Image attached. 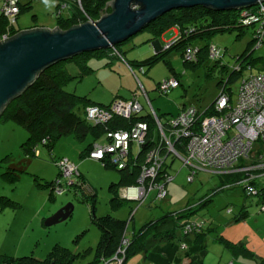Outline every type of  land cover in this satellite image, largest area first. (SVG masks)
I'll list each match as a JSON object with an SVG mask.
<instances>
[{
    "label": "rangeland",
    "instance_id": "1",
    "mask_svg": "<svg viewBox=\"0 0 264 264\" xmlns=\"http://www.w3.org/2000/svg\"><path fill=\"white\" fill-rule=\"evenodd\" d=\"M18 1L22 5L28 4L29 9H24L18 16L14 24L16 28L25 30L36 25L52 30L57 26L58 0ZM3 2L4 0H0V12ZM62 16L65 18L67 12H63ZM252 31V28H245L242 32L233 29L216 33L206 40L197 38L191 42L199 48L212 45L222 51L218 65L224 70L219 73L218 67L210 74L208 68L215 64L214 61L207 60L203 65L191 68L183 63L177 50L166 53L150 67L144 66L142 73L137 67L130 69L125 62H144L160 54L165 44L175 38L172 30L165 32L157 40L159 51L156 53V39L147 32H141L119 47L125 61L121 57L103 56L91 57L86 64L65 62L63 68L69 79L64 83L63 90L79 97L92 98L97 103L109 104L114 99H127L131 92L137 93L140 83L156 115L163 122L177 116L183 106H193L203 112L217 98L220 92L218 82L224 83L232 70L237 69L239 57L248 54L249 50L253 58L264 56V45L250 48ZM110 49L118 54L114 48ZM248 74V71L243 72L244 76ZM172 76L178 79L179 87L165 96L159 95L155 89L156 84ZM239 81L228 85L234 101L238 94ZM138 97L143 107L142 113L145 114L149 106L142 93H138ZM27 137V132L21 126L11 121L0 122V257L14 260L31 257L43 261L54 250L57 254L67 250L72 256L70 264L92 263L100 238L99 228L91 222L92 212L96 218L111 216L128 222L126 238H130L133 232L137 233L154 220L184 212L189 208L196 210L192 215V223L199 224L204 220L217 226L224 224L229 218L227 213L231 210L233 214H237L248 199L238 192L240 188L236 186L248 180L259 179L264 174L261 173L262 170H251L253 166L250 165L223 174L195 171L170 155L164 168L166 174L174 179L166 185L164 198H156V191L153 190L142 203L125 201L113 207L110 201L117 196L120 198L123 186L120 187L118 183L122 176L115 168H106L99 161L81 157L82 151L91 142L90 136L81 142L74 140L72 136L60 137L50 152L40 146L37 155L29 160L21 149ZM258 145L259 142L254 143L253 150ZM261 146L264 147V143ZM133 148L136 152L137 148ZM53 158L66 159L77 167L84 180V194L90 198L87 203L81 202V198L74 194L75 188H70L62 195H50V189L45 185L54 181L58 174ZM11 166L24 168L21 172L17 170L13 173L17 175L14 182L3 178ZM235 173H244L246 176L234 183L236 188L229 189L225 182ZM250 199L254 204L261 201L259 197ZM201 202L204 204L201 205ZM67 204L73 205L71 216L64 222L46 227L45 220ZM261 206L262 204L260 208ZM205 225L202 224V228ZM187 238L182 240L186 241ZM211 238L212 235L208 237L209 241ZM152 252L153 250L146 255L144 252L136 254L128 258L125 264H153L145 258Z\"/></svg>",
    "mask_w": 264,
    "mask_h": 264
},
{
    "label": "trees",
    "instance_id": "2",
    "mask_svg": "<svg viewBox=\"0 0 264 264\" xmlns=\"http://www.w3.org/2000/svg\"><path fill=\"white\" fill-rule=\"evenodd\" d=\"M110 1L111 0H81V10L78 6L72 4L69 11H67V16L65 18H63L62 14L57 15L56 13V27H58L60 30H67L72 26L87 22L88 18L95 21L104 12L106 4ZM17 3L19 7V13L17 15L18 17L24 9H29V5H22L18 0ZM57 7L58 4L56 6V9ZM107 12H110V10L108 9ZM256 27L257 26H243L240 23V11L214 12L202 7L173 10L153 21L141 31L149 33L153 37V39L155 38L156 40H158L165 32L176 29L178 35L176 34L175 38L169 41L171 43L170 47L167 49H163L160 54H156L152 58L145 60L144 62L133 64L128 62L125 63L130 69H133V67H137L140 71L142 70V73L144 66L150 67L157 59L161 58L163 55L172 50L179 51L180 56L183 60V55L187 48H197V61L192 63L183 61V63L191 68H194L203 65L207 60L214 61L215 64L212 67L208 68V73L210 74L215 68L218 69V64L222 57V51L212 45H207L204 48H199L197 46H193L191 42L197 38L206 40L216 33H222L233 29H237L242 32L245 28H252V41L250 43L251 48V46L256 45ZM6 28V20L2 15H0V37L5 32ZM10 29L12 34L18 32L15 27H12ZM123 43L114 46V50L118 53L117 55L112 51V49L99 50L83 53L70 60L57 63L56 65L48 68L43 73H41L29 88H27L19 97L9 103L5 110L0 114V122L11 121L16 125L21 126L27 132L28 137L26 141L21 145V149L25 154L27 160L34 158L37 155L38 147L40 146L46 148L50 152L54 144L60 137L72 136L74 140L81 142L84 141L88 136H90L91 142L81 153V157L85 158L94 143H100L98 141L102 139L104 140L105 134L108 130H130V128L139 121L146 122L148 124L150 132L154 130L155 124L149 116V110L146 116H141V111L139 114L135 115L129 120L113 117L111 122L105 125H94L92 122L87 120V108H108L112 105V103L118 100L127 102L131 101L135 97V95H138V93H140L139 90L137 93H134L130 99H114L107 106L97 105L93 103L91 99H89V97H79L75 94L68 93L63 90L64 83L69 79V76L66 74L63 68V64L65 62H80V64H86L87 60L91 57L100 58L103 56L108 58L121 57L124 60L119 50V47ZM263 45L264 42L256 48H260ZM210 47H214L219 51V56L213 60L208 57V50ZM237 63V69L235 68L234 70H232L227 80L224 83L223 81L218 82L220 90L221 88H224L230 97H232V91L228 87L229 84L241 80L242 78L250 74L264 72V56L253 58L251 50H249L248 54L239 57L237 59ZM223 70V67H219V73H221ZM244 71H248L249 74L244 76ZM161 81L156 84V91ZM211 106L205 110L204 115L212 114ZM261 145L262 144H259L257 149H254L251 152L249 158L240 160L236 165V168L244 167L246 165L255 167L258 163H264V147ZM147 147L148 146H146L145 149ZM52 160L56 164L60 159L54 160L53 158ZM103 166L106 167L105 165ZM17 170L21 172L24 170V168L18 169L11 166L9 167V171H6L4 173L3 178L10 182L16 181L17 175L13 173H15ZM118 171L122 176L120 182L118 183L120 187L135 183L136 177L138 175V171L136 168H128ZM164 172L166 173L165 168H163V173ZM233 175L230 179L227 178L228 182H225L228 185L229 189L236 187L240 188L238 190L245 196V198H253L259 196H262V198L264 197V187L261 185L262 182L260 181L262 178H264L263 174L261 178L249 180L239 186L234 185V183L244 179V176L246 175H244V173H235ZM58 176L59 170L54 181ZM80 176L84 186V180L81 173ZM159 179L160 177L157 180ZM54 181L46 183L45 185L46 188L50 189L51 196H53L51 187ZM168 183H166V185ZM247 187H252L253 189L257 190L259 195H249L246 190ZM74 194L81 198V202L83 203H87L90 200L88 196H85L84 188H75ZM110 202L113 207H116L125 201L121 200L117 196V198L112 199ZM203 202H201L200 204H204ZM92 203L94 205V200H92ZM263 203L264 201H262V205ZM195 212L196 210L194 208H189L181 213L165 215L146 224L137 233L133 232L130 238H126L125 236L128 229V222L115 219L111 216L96 218L92 212L91 222L99 228L100 238L95 249L94 260L89 264H106V262L111 261L115 256L117 250L122 247L121 242L123 239L128 240V245L126 247H123L125 249V253L122 264H125L128 258L141 252H144V254L146 255L155 245L176 240L181 241L185 237L194 236V243L196 245H200L203 243V239L211 235L213 231L211 229V225H209L207 221L203 220L202 224L206 225L202 229L195 232L185 233V228L187 227V225L189 226L192 224L191 219L192 215ZM230 213H232L231 210ZM246 216L247 212L242 209L240 211V214L233 217L232 221L239 222L241 220H244ZM216 240L234 255H243L256 262L259 261L260 263H262L251 251L246 248L244 243H231L227 240H224L222 237H216ZM200 246L202 247V245ZM71 257L72 256L67 250H65V252L62 254H57V252L54 250V252H51L43 261H37L31 257L16 260L6 257H0V264H70L72 261Z\"/></svg>",
    "mask_w": 264,
    "mask_h": 264
},
{
    "label": "built area",
    "instance_id": "3",
    "mask_svg": "<svg viewBox=\"0 0 264 264\" xmlns=\"http://www.w3.org/2000/svg\"><path fill=\"white\" fill-rule=\"evenodd\" d=\"M72 4L82 9L81 0H59L57 15L69 11ZM18 13L17 0H4L0 14L6 20L7 28L0 40L14 35L10 28L16 23ZM87 21L92 20L88 18ZM240 23L246 27L257 26L256 47L260 46L264 42V2L240 11ZM170 45V42L166 43L164 49ZM197 55V48H187L183 61L195 62ZM218 56L219 51L210 47L208 57L213 60ZM179 85L178 79L169 77L161 81L157 92L165 96ZM139 90L149 105V116L154 121V130L150 132L144 121L136 122L130 130H108L104 142L94 143L87 155V158L99 161L106 167L117 170L137 169L135 183L124 185L121 189L120 199L123 201L142 203L153 190L156 191V198H164L166 183L174 179L173 176L163 173L170 155L195 171L223 174L233 171L240 160L249 158L254 143H264V72L242 78L235 101L221 88L212 103L211 115H204L205 111L200 112L191 106L164 122L151 108L140 84ZM137 98L138 95H135L128 102L115 101L108 108L89 107L86 111L87 120L94 125L110 123L113 117L129 120L142 111ZM146 146L148 147L145 149ZM133 147L137 148L136 152ZM56 166L59 176L51 187L53 195H62L70 188H84L80 173L73 163L60 159ZM255 169L263 171L264 163L251 168ZM246 190L249 195H259L252 187H247ZM260 209L264 212V203ZM201 228L202 223H192L187 225L185 233L199 231ZM127 245L128 240L123 239L122 247L106 264H122L125 253L123 247Z\"/></svg>",
    "mask_w": 264,
    "mask_h": 264
},
{
    "label": "water",
    "instance_id": "4",
    "mask_svg": "<svg viewBox=\"0 0 264 264\" xmlns=\"http://www.w3.org/2000/svg\"><path fill=\"white\" fill-rule=\"evenodd\" d=\"M259 2L264 0H111L95 21L67 30L34 27L18 31L0 40V114L48 68L83 53L114 48L170 11L195 7L242 11ZM72 211L73 205L67 204L44 225L64 222Z\"/></svg>",
    "mask_w": 264,
    "mask_h": 264
},
{
    "label": "crops",
    "instance_id": "5",
    "mask_svg": "<svg viewBox=\"0 0 264 264\" xmlns=\"http://www.w3.org/2000/svg\"><path fill=\"white\" fill-rule=\"evenodd\" d=\"M13 27H15V25H13ZM34 27L39 26L34 25L30 28ZM15 29L21 31L19 28L15 27ZM172 31L173 33H175L173 36L175 37L177 31L176 29H173ZM158 46L159 45L156 40L154 42V48L156 53H158L159 51ZM134 92H131L128 95L127 99H130ZM89 99H91V101L97 105H108L97 103L92 100V98ZM137 99L139 101V97ZM151 108L153 109L152 106ZM184 108L185 106H183L179 110V112ZM147 114L148 112L145 114L142 112L140 113L141 116H146ZM98 142L103 143L104 140L102 139ZM260 181L262 182L261 185L264 187V178H262ZM238 192L240 191L238 190ZM259 198L261 199V201L256 204H254L252 199L248 198L247 201L241 205L237 214H233V211L232 213H227L229 218H226L227 220L223 222L224 224L217 226L216 224L209 222L208 224L211 225V229L213 231L211 233L213 238L210 239L211 241H209L208 239V237L211 235L204 238L203 243L200 244L202 245V247L194 243V236H190L187 238L186 241L176 240L168 243L155 245L151 249L153 250L152 254H150L148 257L146 256L145 258H148V260H150V262L153 264H264V212L260 211V205L262 204V201H264V197L262 198V196H259ZM249 203H251V205ZM242 209L247 212V216L245 217V219L239 222H233V217L235 215L240 214V211ZM216 237H222L224 240H227L231 243H244V245L249 251H251L259 260L261 259L260 261L262 263H260L259 261L256 262L250 259L249 257H245L243 255H234L226 248H224L220 242H217ZM214 253L215 256L213 255Z\"/></svg>",
    "mask_w": 264,
    "mask_h": 264
},
{
    "label": "bare ground",
    "instance_id": "6",
    "mask_svg": "<svg viewBox=\"0 0 264 264\" xmlns=\"http://www.w3.org/2000/svg\"><path fill=\"white\" fill-rule=\"evenodd\" d=\"M245 10H248V9H245Z\"/></svg>",
    "mask_w": 264,
    "mask_h": 264
}]
</instances>
